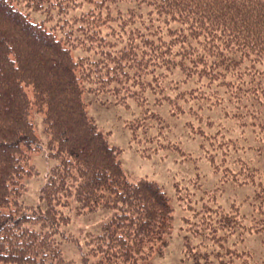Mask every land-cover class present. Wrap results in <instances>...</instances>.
I'll list each match as a JSON object with an SVG mask.
<instances>
[{"label": "trees", "instance_id": "1", "mask_svg": "<svg viewBox=\"0 0 264 264\" xmlns=\"http://www.w3.org/2000/svg\"><path fill=\"white\" fill-rule=\"evenodd\" d=\"M88 95L131 111L124 127L145 157L194 159L159 107L200 120L184 126L221 184L204 189L198 172L176 185L184 260L264 264V0H0V264H68L65 243L80 264H146L169 246L170 197L153 179L128 178ZM232 97L254 109L230 114L221 107ZM215 109L239 134L204 116ZM42 151L54 166L30 205L25 179L39 174L31 157ZM225 183L251 192L223 204ZM102 210L111 214L81 239L68 230L71 213Z\"/></svg>", "mask_w": 264, "mask_h": 264}, {"label": "rangeland", "instance_id": "2", "mask_svg": "<svg viewBox=\"0 0 264 264\" xmlns=\"http://www.w3.org/2000/svg\"><path fill=\"white\" fill-rule=\"evenodd\" d=\"M40 16V14L36 13L34 19L39 20ZM220 95L223 96V92H221ZM258 97L261 98L262 96ZM85 100L87 102L89 115L93 117L100 128L107 133L110 144L119 146L123 149L120 155V160L128 178L133 181L143 177L155 180L163 186L174 207V228L172 238L169 240L170 244L165 249L164 255L161 256L156 253L146 264H193L190 260H184L185 256L182 251L183 235L180 230L182 228L183 217L186 215V204L178 200V192L175 190L176 185L184 186L187 180L196 177L198 172L202 178L204 189L210 190L221 184L218 175L212 171L207 160L201 155L200 144L198 142L200 139L198 137H193L189 132V129L186 130L184 126L188 120L193 122L195 126H198L200 125V120L196 119L194 116L188 115L175 118L169 114L166 107H159L158 111L163 116V120H165L173 129L170 128L171 131L169 135L176 133V135L182 140L185 150L192 153L194 159L183 160V157L176 153L166 155L165 152H160L151 157H145L143 156V152L136 151V147L130 142V132L124 127V124L131 118V111H127L114 104L102 105L101 101L96 100L89 95L85 97ZM180 103L185 106L182 102ZM241 103L242 105L239 102L236 103V99L232 97V100L227 103L223 101L221 108L227 107V111H229L230 114L236 113L240 116L242 115L241 112L247 109H254L250 104L247 108H243V105L247 103L244 100L241 101ZM248 103H250V101H248ZM257 107L259 106L257 105ZM261 110L264 113V108H261ZM204 116H210V118L217 124L220 122L226 130H228L227 128L233 129V135H237L240 132L238 125H234L231 121L224 119L222 112L218 109L204 111ZM202 117L200 114H197V118L200 119ZM32 119L37 135L46 140L47 135L43 131V125H41L40 118L38 115H34V117L32 115ZM235 119L240 120V117H235ZM203 127L205 126L203 125ZM214 127L215 126H211L210 129H214ZM210 129L204 130L207 133H210ZM255 132L259 133L258 129ZM241 144L248 146L251 142L242 140ZM131 145H133V147H131ZM245 157L247 159L250 157L254 159L257 158L256 156H253V153L249 154V156L245 155ZM31 164L39 174L25 179L27 191L24 193L23 199L27 204L36 205L39 199V188L44 183L45 175L49 169L54 166V161L47 159L46 152L42 151L32 154ZM258 164L264 168V159H260ZM223 188L224 191L219 197L223 204H228L233 198L240 201L251 192V188L248 186H235L231 183H225ZM246 210L248 209L246 208ZM110 214V211L103 210L97 213H88L81 216L71 213L72 222L68 227V230L81 239L85 232L94 231L99 228L103 220ZM248 246L255 250L257 254L262 249L256 238L255 240L251 239ZM63 249L64 257L70 261L68 264H80L79 251L73 243H65Z\"/></svg>", "mask_w": 264, "mask_h": 264}]
</instances>
